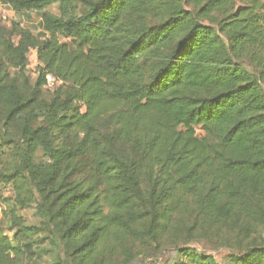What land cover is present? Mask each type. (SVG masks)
Returning a JSON list of instances; mask_svg holds the SVG:
<instances>
[{
  "label": "trees",
  "instance_id": "obj_1",
  "mask_svg": "<svg viewBox=\"0 0 264 264\" xmlns=\"http://www.w3.org/2000/svg\"><path fill=\"white\" fill-rule=\"evenodd\" d=\"M3 1L44 36H0V264H264V0Z\"/></svg>",
  "mask_w": 264,
  "mask_h": 264
},
{
  "label": "rangeland",
  "instance_id": "obj_2",
  "mask_svg": "<svg viewBox=\"0 0 264 264\" xmlns=\"http://www.w3.org/2000/svg\"><path fill=\"white\" fill-rule=\"evenodd\" d=\"M47 11L52 14H58V6L51 5L46 8ZM19 24L24 28L30 29L34 34L39 36H44V32L41 27V13L38 11H26V12H16L10 5L5 4L3 0H0V36H6L11 38L14 42L17 41V35L15 34V25ZM67 41L66 39H63ZM40 62L38 60L37 51L32 49L28 53V65L26 67V73L30 77V80L34 82L38 79L40 75ZM12 73H16L17 70L11 69ZM56 89V88H55ZM49 89L46 85L44 86V91L46 98L49 99L54 92V90ZM201 134V132H199ZM5 152L2 156V160L5 161L6 155L9 148H4ZM41 157V154H39ZM1 169V163H0ZM14 190L11 185H5L0 183V224L3 226L4 231L7 236L13 237L14 231L10 227V218L8 208L14 203ZM36 202L32 201L25 207H17L18 213L23 216L28 223H37L38 218L35 214ZM264 234H261V236ZM261 236L257 237L258 242H261ZM168 242V251H172L176 248H193L199 252L213 255L214 258L220 264H235L233 255L239 254L240 250L236 247L228 248L225 245L211 242L208 239H195L193 241L185 242L182 237H170ZM234 245V243H233ZM167 252V251H166ZM160 257V259H165V254ZM169 255V254H168ZM174 258V257H173ZM152 260V259H150ZM183 262H188V259L184 258Z\"/></svg>",
  "mask_w": 264,
  "mask_h": 264
},
{
  "label": "built area",
  "instance_id": "obj_3",
  "mask_svg": "<svg viewBox=\"0 0 264 264\" xmlns=\"http://www.w3.org/2000/svg\"><path fill=\"white\" fill-rule=\"evenodd\" d=\"M63 82L58 80L53 74L47 73L46 75V86L53 90L60 86Z\"/></svg>",
  "mask_w": 264,
  "mask_h": 264
}]
</instances>
